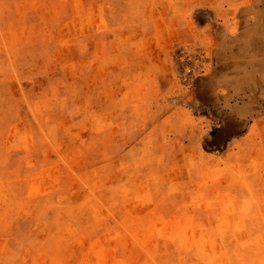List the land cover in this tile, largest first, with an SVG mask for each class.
<instances>
[{
    "label": "rangeland",
    "instance_id": "1",
    "mask_svg": "<svg viewBox=\"0 0 264 264\" xmlns=\"http://www.w3.org/2000/svg\"><path fill=\"white\" fill-rule=\"evenodd\" d=\"M262 14L0 0V264H264Z\"/></svg>",
    "mask_w": 264,
    "mask_h": 264
},
{
    "label": "crops",
    "instance_id": "2",
    "mask_svg": "<svg viewBox=\"0 0 264 264\" xmlns=\"http://www.w3.org/2000/svg\"><path fill=\"white\" fill-rule=\"evenodd\" d=\"M257 9H259V8H257ZM256 20L257 19H255L254 21H252L249 26H251L252 28H256L257 26L258 27L263 26V25L259 24ZM261 20L264 21V14L261 15ZM262 21H259V22H262Z\"/></svg>",
    "mask_w": 264,
    "mask_h": 264
}]
</instances>
